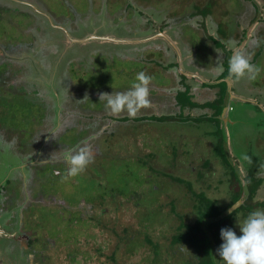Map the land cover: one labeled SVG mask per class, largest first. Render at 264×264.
Masks as SVG:
<instances>
[{
  "label": "rangeland",
  "instance_id": "1",
  "mask_svg": "<svg viewBox=\"0 0 264 264\" xmlns=\"http://www.w3.org/2000/svg\"><path fill=\"white\" fill-rule=\"evenodd\" d=\"M133 1L137 7L145 8L141 6L140 0ZM151 1V5L149 1H143L147 3L144 5L148 6L149 11L146 9V13H149L140 16L137 12L129 11L132 8L125 7L129 0H103V5L101 0H0V145L12 150L13 154L25 155L26 158L36 154L31 163H35L40 154L41 157L50 158L52 161L48 171L45 166L48 164L44 165L45 168L42 165L34 168V177L31 176L32 169L25 167V174L22 173L23 176L19 177V180L15 175V181L1 191L6 207L14 203L25 211L18 231H27V235H30L33 261L36 260L39 264L193 263L188 250L169 246L171 234L175 232L180 219L171 213L170 205L167 204L176 196V211L184 215V221L192 222L195 213L191 192L181 183L174 184V187L178 188L176 193H160V201L163 204L160 206V213L157 212L150 218L144 217L147 209L140 205L145 201L144 198L148 197L147 201H150L148 208L157 207L151 203L155 200L152 191L158 187L157 179L164 182V186L160 187L162 190H167L166 185L173 184L167 176L155 175L153 178L154 173L148 166L137 163L136 159L142 158L144 151L141 148H146L151 155L153 153L157 156L155 160L153 155L147 159L151 167L159 168L163 164L166 171L188 176L189 171L195 172L200 167L202 160L209 159L214 169L217 164L211 150L202 149L203 156L199 153L204 141L202 129L188 125L181 127L180 132L172 131L170 135H174L176 139H171L173 142L170 146H175L182 160L173 166H166L171 163L172 158L170 149L167 148L170 140L156 127V123H137L132 118L122 121V117H128L126 112L114 115L106 109L104 101L99 99L101 93L127 90L135 79V74L143 71L152 77L149 86L150 103L136 116L152 114L157 107L171 109V91L168 89L171 81L163 73L164 65L156 68L155 63L148 61V54L152 51L147 49L146 45L155 39L133 45L95 41H91L92 44L86 41L68 45L66 38V35H70L76 40L85 34L91 36V33L115 36L112 27L107 26L108 19L111 18L112 22L115 14L125 8L122 11L124 15H118V20H129L136 16L139 22L148 18L147 16L158 22L167 19L173 38L186 44L182 50L183 54L185 50L190 51L189 44L196 48L201 46V40L205 36L200 26L202 18L189 16L188 12L193 7L191 5L204 4L207 0H182L185 3L180 0L179 3L175 0ZM218 1L219 7L207 16L208 26L213 30L217 28L219 21H223L228 33L232 29L231 35H240L241 29L250 25L253 38L247 48L252 52L247 56L251 57V63L260 69L254 77L245 76L234 82L235 92L249 96L250 101L233 103V110L229 114L231 119L237 122L235 127H240V131L234 132L232 139L228 135L225 137L223 127L222 132L224 138L232 141L227 142L230 152L239 153L234 145L235 140L240 142L242 148L245 147L244 158L240 161L244 167L249 159V156H246L248 151H252L257 161L264 165V124H260L259 128L254 125L256 116L264 118V0ZM29 6L36 13L43 16L47 14L52 22L60 25L53 27L48 21L53 34H57L58 46L55 50L42 46V52L50 51L43 60L38 55V48L34 47L44 39L48 42L49 38H46L47 33L42 31L44 29L41 28L43 24L39 22V16L32 13ZM149 6L153 9H149ZM120 27L124 28L119 25L118 28ZM142 27L141 24L126 25L125 37H142L164 32H149L147 29L139 32L143 30ZM176 29L179 30L178 34H174L173 30L176 32ZM221 36L217 35L218 39ZM171 40L175 42L174 39ZM143 43L146 45L142 46ZM140 44L138 60L134 56L139 49L135 47ZM80 53L82 55H79ZM244 54L246 55L245 52ZM208 58L209 56L202 58L197 53L191 56L187 64H196L207 71L209 67L200 63L213 62L212 56L211 60ZM36 61H39V67ZM157 61L161 62L160 59ZM210 68L215 67L211 65ZM30 71H33L32 74ZM25 75L29 79L22 84ZM229 79V76L222 78L226 81L227 88L230 85ZM46 84L48 89L53 88L54 92L49 94ZM205 90L208 95L212 92L208 88ZM48 96H52L55 103L51 105L52 109L43 106V101L47 100ZM158 100L160 101L157 103ZM57 108L59 110H55ZM48 110L51 113L55 111V114L51 115ZM251 113H255V118ZM245 120L252 124L241 125ZM221 124L223 125L222 118ZM14 126L20 133V136H15L16 139ZM9 140L15 142V148ZM211 142L212 140L206 141ZM85 145L90 147L94 159L91 158L83 172L70 176L63 153L67 150L75 151ZM204 150H207L208 154ZM187 151L191 152H188L190 158H186ZM191 158H195V161L192 162ZM183 161L188 166L180 167L183 166ZM47 162L49 160L42 163ZM259 168L262 169L261 164ZM45 172H50L52 177L48 174L45 176ZM39 183L41 185L38 186ZM201 187L206 188L199 180L194 183L196 191ZM262 191L264 192V189ZM213 195H216L223 208L228 201L224 188L220 194ZM259 197L262 198V193ZM60 198L61 200L57 201ZM101 200L100 205L98 203ZM92 201L95 202L94 205L97 204L96 208H93ZM138 201L140 203H137ZM57 203L64 206L56 211L50 208L52 204ZM20 215H17L18 221ZM236 228L234 227V230L238 231V226ZM147 239L156 243L159 255L154 256L152 244L147 242ZM25 255L27 252L16 250L17 260L22 264L28 263ZM154 258L157 260L153 262ZM220 263L224 264L223 261Z\"/></svg>",
  "mask_w": 264,
  "mask_h": 264
},
{
  "label": "trees",
  "instance_id": "2",
  "mask_svg": "<svg viewBox=\"0 0 264 264\" xmlns=\"http://www.w3.org/2000/svg\"><path fill=\"white\" fill-rule=\"evenodd\" d=\"M143 1H149L150 5L153 4L151 0H140L141 6H145V8L143 7L139 8L137 7L136 3L133 0H129L128 4L125 5V7L127 9L132 8L129 11L137 12L140 16H142L144 14L149 13V12L146 13V9L148 8V6L144 5L147 3H143ZM175 1H178L179 3V0H175ZM180 1L182 3H185L184 2L185 0L184 1L180 0ZM101 3L102 5L105 4L103 0H101ZM219 5L220 3L218 0H207L204 4L191 5V7L192 6L193 7L191 8L190 12H188L190 15L189 14L188 15L192 17L199 16L202 18L200 21V26L202 27L203 30L202 33L204 32L205 36H203L201 40L202 44L200 47L196 48L195 46L189 44L190 51L185 50V54H183L182 50L185 49L186 44L183 42L182 44L181 42H179L178 39L173 38V36L171 35L173 33L172 30L170 31V28L168 29V26L170 24L168 23L167 19L162 22H158V20L155 19L152 20L149 16H147L148 18L139 22V20L137 19L138 17L136 16L134 18H130L129 19L130 21L123 20L121 18L120 20H118L119 18L118 15L119 16L120 14H122V16L124 15L122 11H124L125 8H123V10L120 13L115 14V17L112 19V22H111V18L108 19V25H107L108 28L112 27L113 32L116 34L115 36L118 37L121 36L125 37V34L127 32L126 25L128 26L130 25L136 26L138 24L143 25L142 27L143 30L139 32L145 31L146 29L149 30V32L164 31L168 35H170L172 39L175 40L177 47H179L178 49H180L179 51H181L180 53L181 60L186 59L180 62V59L178 57L179 55L176 53L173 47L168 43V41L162 38L148 42V45H146V43L145 44L143 43L142 46L146 45L147 46L146 48L152 51L150 54H148V61H150V63H155L156 68L158 66L164 65L163 68L165 69H163V73L171 81L170 85H168L169 86L168 89L169 91H171V101H170L171 109L167 110V109H162V107H157V109L152 114L138 115L135 116L134 118L128 116V117H122L121 119H123L122 121H126L132 118L133 121L137 123L138 122H146V124H149L147 122L156 123L157 125L156 127H159L161 129L160 130L161 133L165 134L167 139L170 140L169 141L170 143L167 146V148L170 149L169 153L171 154L172 158H171V163L169 162L168 165L166 166H173V164L175 165L178 162H180V160H182V158L179 157V153L177 152L175 146L174 147L170 146L171 142H173L171 141V139L172 140H174V138L176 139L174 135H170L171 133H173L172 131L176 130L177 132H180L181 127H186L188 125L194 127L195 129H197L198 127H199L198 129H202L201 131L203 132L202 137L204 141L202 143V147L199 153L201 156H203L201 153V151H203L202 149L209 148L211 150V152L213 153V154L211 153V155H213V157L216 158V164H217V166L214 169L209 163L210 162L209 159H205L202 161L200 160L201 161L199 165L200 167L197 170H195V172L189 171L188 176H184L178 172L166 171V168L163 167L164 166L163 164H161L159 168H155L154 166L151 167L150 165H148L147 159L153 157L154 154L152 153L153 155L152 156L146 148H141L144 151L142 158H138V160L136 159L137 163L140 162V164H142L143 166L145 165L148 166L150 171L154 173L153 178H155V175L159 177L167 176L170 179V182L173 184V185H166L167 190L166 189L162 190L160 189V187L164 186V182L161 181L160 179H157V184L159 188L155 187V189H153L152 193L154 194L155 200L151 202L153 204H156L157 207L154 208L152 206V208H148L149 205H151L150 201H147L148 197L144 198L145 201L143 203H140L139 201L137 202L140 203V205L143 206V208L147 209L146 212L143 214L144 217L148 216L150 218L151 215L156 214L157 212L160 213L161 211L160 206L163 205L162 201H160L161 199L160 193L162 194L165 191L166 192L172 191L173 193H176L178 188H175L174 184L181 183L191 192L193 197L192 207L195 213V217L192 222L184 221L183 220L184 215L176 211V200H177L176 196L171 198V200H169L167 204L169 203L170 205L171 213H173L175 217L180 219V223L175 227V232L171 234L169 246L171 248H173L174 246H178L180 248L183 247L186 250H188V252L190 253L193 259L194 264H222L220 263L222 259L218 256L216 251V249L219 247L221 243L220 235H219L220 229L222 227L236 228V226H238L237 223L238 224L241 223L243 219L250 212H253L258 209L264 210V198H263L264 192L262 191V189H264V173H263L264 165L257 161V158L253 156L254 154L252 153V151H248L246 156H249V159L247 165L244 167V165L240 161L241 158H244L243 152L245 151V147L242 148V146L239 145L240 142H237L236 140H235L236 142L234 141L235 143L234 145L236 146V149H238L239 153L238 154L236 152L233 153L228 150L227 142L228 141L232 142L231 141L232 137L235 136V133H238V131H240V127L239 128L235 127L237 126L236 121H234V124L233 123L230 124V126L232 127L227 125V129L229 130L228 136L230 137L232 136L231 139L224 138V134L222 132L223 131L221 124L222 111L226 106V101L229 97V90H228L229 86L227 88V83L226 81L222 80V78L228 76L227 74L228 60L231 57L232 47L225 45V42H223V40H219L217 37V35L218 36L227 35L226 34L227 28L224 25L223 21H219L217 28L213 30L211 29V27L208 26L206 22L207 16L211 15L213 10L216 7H219ZM28 8L32 13L36 14V16H39L38 17L40 18L39 22L43 24L41 28L44 30L42 31L45 34L47 33L46 38H49L48 42L46 41V39H44L41 42V44H36V46L34 47V49L36 47L38 48L39 50L38 55L43 60L49 55L50 51L42 52V46H46V47L49 46L51 47V50H55L56 46H58L56 44V41L58 40V38L56 37L57 34H53L52 27L48 23V20L45 16L36 13L30 6ZM149 9H153V7L149 6ZM104 11L105 9L102 11L101 15H103ZM100 19H102V17ZM119 25L123 26L124 28L120 27L119 29L118 28ZM173 31L174 34L179 33L178 29H176V32L175 30ZM63 39L65 41L66 39L65 36L63 37ZM10 46H12V43ZM140 47L141 44L135 47L139 49L134 56L137 57L138 60L140 58L139 56V53L141 51ZM249 52L251 53L252 50L246 51L245 52L246 55H248ZM197 53L202 58H206L209 56L208 59L210 60H211L210 56H212L213 62L206 63L204 61V63H200L205 67H209L208 69H206L207 71H205V69H203L202 67H198L196 64L194 65H191L189 63L187 64V62L191 59V56H195V54ZM171 54H173L172 57ZM79 55H82V53H80ZM183 56H186V58H183ZM168 57L169 59H167ZM158 59H160L161 62L157 61ZM9 62L11 61L9 60ZM211 65H214L215 68L214 69L210 68ZM180 67H183V69L181 70ZM187 68L191 69V74H189L191 76L187 75L185 71L187 70ZM217 68H220L221 71L216 72L215 70ZM195 74H198L202 79L195 76ZM26 76L27 75H25V79L23 78L24 81L22 80V84H25V81L26 82L28 81L29 77ZM230 79H232L233 84L237 80L234 77H231ZM217 80L219 81L216 82ZM46 86L48 89V84H46ZM216 86L219 87V89ZM205 88L210 89L212 92L208 95ZM48 91L49 94L54 92L53 88L48 89ZM244 96L249 99V96L247 95ZM46 99L47 100L43 101L44 103L43 106H45L46 109H48V107L52 109L51 105L55 104L52 99V96H48ZM159 101L160 100H158L157 103ZM243 101L248 102L244 99ZM55 110H59V108ZM259 110H261L260 107ZM49 113L51 115L52 114L54 115L55 111ZM253 114L255 113H251L252 117H254ZM229 119L230 121H233L231 117H229ZM243 122L241 125L252 124L250 123V121H246V120L244 124ZM260 124H264V118H257L256 116V122L254 123V125H256L255 128H259ZM229 128L230 129L232 128V130H230ZM16 135L20 136V133L17 132V129H16V133L14 134V137ZM160 139H162V137H160ZM209 140H212V142L206 143V141L208 142ZM161 141H163V139ZM261 144L262 143L260 141V145ZM36 148L38 149V147ZM246 148L248 150V147ZM204 151L208 154L207 150ZM188 152L190 151H187L186 158L187 157L190 158L189 156L190 154H188ZM40 157L41 154L38 157L37 162L35 163L30 162L28 165V168H30V170L32 169L31 176L33 177H34L33 169L34 168L37 169L38 165L44 166L45 164H48L45 165L48 167L46 169V171H48L49 166L52 164L50 158L47 159ZM33 158L34 159L36 158V154L33 157L26 158V161L33 160ZM156 158L157 156H154V160ZM93 159L94 156H92V160ZM45 160L46 161L49 160V162L42 163ZM191 161L192 162L195 161V158H191ZM181 164H183V166L180 167H184V165L188 166V164L184 163V161ZM260 164L262 166V169L259 168ZM51 170H53V168ZM261 172L263 173V175ZM49 173L50 172L47 173L45 172V176L47 174L49 175ZM57 174L60 175V173ZM49 176H51V174ZM198 180L200 181V183H202V185L206 186L208 190H206V188L204 187H201L199 191H196L194 189V183H196ZM41 183H39L38 186L41 185ZM223 188L226 192V195L228 196L229 202L227 201V203H225L226 205L222 208L221 204L218 202V198H216V195L213 194L216 193L220 194ZM260 193H262V198L259 197ZM60 200L61 198L58 199L57 201ZM237 202L240 203H238L235 209H233L232 214H229V210L227 209L230 206L236 204ZM60 203L52 204L50 208H52L55 211L59 210L61 206H64L61 205ZM94 204L95 202L93 203L92 201L93 208L97 205ZM98 204L101 205L102 200ZM101 209L102 207L100 208V210ZM46 211L48 212L47 209ZM169 216L170 215H168V217ZM147 242H151V241L147 239ZM151 244H152V250L154 251L155 254L154 256L159 255V250L156 243L151 242ZM155 260H157V258H154L153 262Z\"/></svg>",
  "mask_w": 264,
  "mask_h": 264
},
{
  "label": "clouds",
  "instance_id": "3",
  "mask_svg": "<svg viewBox=\"0 0 264 264\" xmlns=\"http://www.w3.org/2000/svg\"><path fill=\"white\" fill-rule=\"evenodd\" d=\"M215 71L219 72L221 69L217 68ZM259 71L260 69L251 63L250 57L239 49L235 50L228 60L227 74L230 78L234 77L237 80L245 76L252 78ZM151 80L152 77L143 71L137 72L127 90L101 93L99 99L104 101L106 109L112 114L126 112L129 117L134 118L143 107L150 103ZM92 155L87 145L75 151H65L63 158L68 165V174L76 176L83 172L91 162ZM232 212L233 209H229V214ZM237 225L238 231L232 227L220 229L221 243L216 249L218 256L224 264H264V210L250 212Z\"/></svg>",
  "mask_w": 264,
  "mask_h": 264
},
{
  "label": "flooded vegetation",
  "instance_id": "4",
  "mask_svg": "<svg viewBox=\"0 0 264 264\" xmlns=\"http://www.w3.org/2000/svg\"><path fill=\"white\" fill-rule=\"evenodd\" d=\"M247 26L249 28L244 27L241 29L240 35L238 33L231 35L232 32L231 29L230 33L227 32V35L221 36L219 40H223V42H225V45H228L229 47L231 46L232 53L235 50L239 49L244 54V52L250 51V48H247V45L253 38V30L250 31V25ZM77 28L80 29L79 26H77ZM241 45L243 46L240 47ZM178 57L180 59V62L186 60V59L181 60V56ZM183 58H186V56H183ZM36 62L38 63V67H39L40 66L39 61ZM185 71L188 76H191L189 75L191 74V69L187 68V70ZM32 72L33 71H30V74H32ZM228 90L232 91L233 94H235L234 97L232 98L229 95L226 101V105L231 107L229 108V113H228V118H229L230 117L229 114L233 110V103H237V101L238 102L243 101L241 97L244 99L246 97L244 95L235 93L232 79H230V85ZM232 123L234 124V121H230L229 119L226 126L227 125L229 126ZM10 142L12 146L15 148L16 147L15 142L12 141ZM12 155H15L16 157ZM25 158H26L25 155L19 156L18 153L13 154L12 150H10L5 146L2 147L0 145V264H22V262L17 260L16 250L27 252V255H25V257L28 258L27 264H39L36 260L33 261L34 252L30 251L31 242H32L30 235H27L28 234L27 231H21L20 229L18 231V227H21V222L23 221L22 214L25 211L21 210L20 207H18L14 203L6 207L5 199L3 198L4 195L1 193V191H4L6 189V186H8L9 183L15 181L14 178L15 175L19 180V177L25 174L23 169L27 167L31 162V160L26 161ZM37 160L38 158L36 159V162ZM17 211H19V213H17ZM17 215L21 216L19 218L20 221H18ZM29 251L31 252L30 254H28Z\"/></svg>",
  "mask_w": 264,
  "mask_h": 264
},
{
  "label": "water",
  "instance_id": "5",
  "mask_svg": "<svg viewBox=\"0 0 264 264\" xmlns=\"http://www.w3.org/2000/svg\"><path fill=\"white\" fill-rule=\"evenodd\" d=\"M46 18L48 19V21L50 22V24L53 26V27H60V25H56L55 22H52V19L50 16H48L47 14H45ZM92 35L90 36L89 35H84L83 37L81 38H77L76 40L74 38H72L70 35H66V38H67V44L70 45V44H74L75 42H81V43H84V42H91V41H95V42H99V43H102V42H110V43H128V44H136V43H140V42H145V41H149V40H153V39H156V38H163L165 39L166 41L169 42V44L174 47L173 49L177 52L178 55H180V51L176 45L175 42H173L171 40V38L169 36H167L164 32H157V33H154V34H150L148 36H142V37H135V36H132V37H115L113 35H103V34H96V33H91ZM195 76L199 77L200 79H202L198 74H195ZM230 81V79H229ZM230 84V83H229ZM229 95L232 97H234L235 94H233L232 91L229 90ZM241 99H244L241 97ZM228 113H229V106H225L224 109H223V113H222V119H223V125L222 127L224 128V132H225V137H227L228 135V129H227V122L229 120L228 118ZM238 203L240 202H237L236 204H234L230 209H233L234 207H236L238 205Z\"/></svg>",
  "mask_w": 264,
  "mask_h": 264
},
{
  "label": "crops",
  "instance_id": "6",
  "mask_svg": "<svg viewBox=\"0 0 264 264\" xmlns=\"http://www.w3.org/2000/svg\"><path fill=\"white\" fill-rule=\"evenodd\" d=\"M248 101H250V99H248Z\"/></svg>",
  "mask_w": 264,
  "mask_h": 264
}]
</instances>
